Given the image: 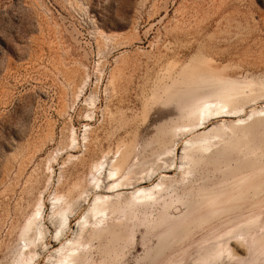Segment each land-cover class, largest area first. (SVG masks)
Returning a JSON list of instances; mask_svg holds the SVG:
<instances>
[{"label":"rangeland","instance_id":"rangeland-1","mask_svg":"<svg viewBox=\"0 0 264 264\" xmlns=\"http://www.w3.org/2000/svg\"><path fill=\"white\" fill-rule=\"evenodd\" d=\"M225 80L234 87L264 85V0H0V264H13L42 200L45 239L36 251L38 264L48 258L56 263L61 243L53 242V198L77 201L91 192L97 163L109 172L119 161L134 182L143 171L184 166L189 137L172 134L194 123L190 107L217 94ZM263 110L264 100L247 106L245 120ZM247 135L243 148L241 140H230L231 152L248 156L245 169L263 171L264 125L254 124ZM168 148L172 153L160 160ZM223 156L215 153L184 185L179 173H165L164 187L179 182L172 197L153 211L128 209L129 222L118 231L122 242L94 241L93 264H191L202 246L218 241L219 248L236 251L224 238L232 222L264 224V183L253 182L244 197L231 194L232 205L223 211L229 215L218 222L182 205L196 207L195 196L241 175L239 166L221 165ZM99 185L106 189L108 181ZM133 192L110 196L125 201ZM93 197L79 201L62 243L78 234ZM180 220L198 226L177 232L171 227ZM250 252H237L231 264L264 261V244L261 255Z\"/></svg>","mask_w":264,"mask_h":264},{"label":"bare ground","instance_id":"bare-ground-1","mask_svg":"<svg viewBox=\"0 0 264 264\" xmlns=\"http://www.w3.org/2000/svg\"><path fill=\"white\" fill-rule=\"evenodd\" d=\"M233 84L235 83L225 80L220 91L213 97L196 100L190 107L189 111L194 123L174 130L172 134L174 139L180 137L190 138L186 140L183 148L184 156L186 157V162L184 161L185 163L183 165H186L187 167L181 166L180 168H177L171 164L167 168H160L156 171L152 170L146 174L143 171L141 177L136 178L138 180H135L136 182H134L131 178V172H129V174L126 173L127 175L123 174L121 167L118 166L119 161L115 162L117 164H114L109 172H104L102 170L104 168V162H99L96 164L95 171L92 173L91 192H84L77 201H70L64 196H54L52 203L54 221L52 224L56 227V233L53 236V242L61 243V247L55 250L56 255H59L56 263L51 262V258H48L47 263L45 264H93V254L96 250L94 241H101L103 238L107 237L115 246L122 242L119 241L122 240V238H120V235L122 236V234L118 231L124 227L126 221L129 222L126 215L128 209H133L136 206L145 209L146 207L151 209L156 208L160 201L163 202L166 198L172 197L170 196V194H173L171 191L172 185L175 181L177 183L179 182L176 179H173L174 182L170 181L173 182V184L170 183L171 185L164 187L165 182L167 181L165 173L173 171L179 173L180 175H178L182 178V180H180L181 183L179 184L184 185L185 181L187 182V180L192 177L191 175L193 171L199 166L205 165V161L211 160L215 156V153H222L224 155L220 159L221 165L227 167L231 165L239 166L241 168V175L238 176L237 174H234L232 176L231 174L230 178H226L220 183L217 182L213 187H208L203 197L195 196L198 197V201L200 202V204H197L199 207L207 206L212 209L217 206V211H208L206 213L201 212L200 209L202 208L198 209L197 205L195 207L196 201L194 199V205H191L192 203L188 204V201L186 202L187 204H182L184 209L188 210V212L192 211V213L195 212L197 215L205 214L211 222H218V219H220L221 216L229 215V212L223 211L232 205L229 199L231 194L244 197V191L251 189L253 187V182L259 181L264 183V170L245 169L244 165L245 162L248 161V156L244 154H233L230 148V140L234 137L242 141L243 145L241 148L247 146L248 142H244V138H251L248 137L247 130L259 122L264 125V110L258 113H253V115H250L249 119L245 120V118L249 116L247 106L253 107L260 103V101L264 100V85L239 83L234 87ZM247 93L249 95H247ZM92 100L94 99L92 98ZM229 119H232L231 123H229ZM89 138L90 134L85 135L86 140ZM77 140L76 133L73 140L74 142L72 143L75 144ZM170 153H172V150L168 148V150L165 152L163 151V153L159 155L160 157H158L162 160L165 155ZM102 178L108 181L106 189H102L99 185ZM157 178H159V182L153 183L150 187L145 186ZM189 181H191V179ZM125 190H134L132 197H130L129 200L123 201V199L119 198V200L117 199L114 201L111 199L110 195L120 196ZM90 193L93 194L94 197L90 200L91 205L88 215H86L87 217H82L78 221V234L76 233L77 235H75L74 238L62 243L65 235L69 231L68 225L71 218L77 215V207L81 201L89 200ZM220 197L223 200H221ZM223 197H226V199ZM171 204L172 202L170 205ZM173 206L172 209L176 207L175 205ZM44 209L45 202L42 200L37 211L26 224L22 234L24 246L22 245L23 247L19 249L13 264H38L39 255L36 251L45 239L43 232ZM176 211H179V208H176ZM121 215L127 217V220L122 218ZM181 221L182 220L176 222L175 225L177 224V226L174 225L171 228H175L177 232L180 229H184V234H187V232L192 231L194 227L198 226L195 222L189 223L187 220ZM236 221L238 222V219ZM232 223L233 225L228 229L227 238H224V240H226L224 244L227 245L231 243L232 245H237L238 248L236 251L231 252L230 247L229 249H221L219 248V242L221 241H218V244L214 242L215 245L217 244L216 246L213 245L210 247L211 244L208 245V248L206 245L202 246L203 248L198 251V254L191 264H231L236 258L237 252L243 250H250V254L252 255L257 254L258 252L261 255L264 244V224L258 227L256 224L245 220L235 225L234 222ZM256 232L262 233L255 237L254 235ZM176 234L178 235V233ZM90 235L92 236L91 240H87V237ZM252 240L254 241L253 243ZM37 242L39 244H37ZM116 248L115 251H117ZM225 253H227L226 256H224ZM262 262L264 261L259 260L257 264H263Z\"/></svg>","mask_w":264,"mask_h":264}]
</instances>
